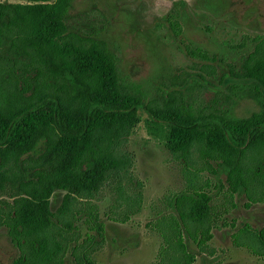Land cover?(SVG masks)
<instances>
[{"label": "trees", "instance_id": "obj_1", "mask_svg": "<svg viewBox=\"0 0 264 264\" xmlns=\"http://www.w3.org/2000/svg\"><path fill=\"white\" fill-rule=\"evenodd\" d=\"M71 3L0 2V228L18 251L11 264H65L68 253L73 264H95L104 224L87 199L107 172L122 168L115 154L120 134L144 116L160 128L169 153L186 162L194 150L200 171L210 176L175 195L145 225L161 239L157 264H193L188 241L212 256L213 231L235 228L227 219L235 197H245L246 209L264 200V37L252 39L250 52L226 72L218 70L221 60L185 46L188 55L206 61L197 69L205 77L246 82L228 88L248 94L258 110L235 118L229 108L201 109L180 91L164 95L156 89L150 96L129 82L93 27L105 17L97 11L96 19L95 8L70 16ZM167 21L186 45L178 15ZM203 75L198 77L205 80ZM57 191L64 195L53 213L50 200ZM82 198L84 209L71 214ZM67 216L72 221L61 220ZM79 217L87 231L80 244ZM231 238L264 258V229L245 226Z\"/></svg>", "mask_w": 264, "mask_h": 264}, {"label": "rangeland", "instance_id": "obj_2", "mask_svg": "<svg viewBox=\"0 0 264 264\" xmlns=\"http://www.w3.org/2000/svg\"><path fill=\"white\" fill-rule=\"evenodd\" d=\"M94 8V17L99 18L98 11L106 20L95 21L93 27L116 54L122 75L142 86L150 96H154L156 89L164 95L180 91L201 109L229 108L235 118L257 112L253 98L228 88V84L246 82L205 77L197 69L206 61L188 55L185 46L199 48L208 57L221 60L219 72H226L227 65H239L252 49V39L264 37V0H72L68 14L74 16ZM171 14L178 15L186 45L170 29L167 16ZM144 120L121 132L115 154L122 168L107 172L99 191L87 199V203L97 206L98 217L104 224V243L95 246L98 250L92 255L95 264H157L161 239L145 225L164 213L175 195L188 186L202 185L205 177H210L200 171L201 163L194 150L188 161H181L164 147L157 124ZM63 195L61 191L52 195L53 213L60 207ZM219 200L222 201H216ZM85 201L76 200L71 214L84 209ZM235 203V210L227 216L234 221L235 228L213 231L209 243L214 249L212 256L198 253L188 241L190 251L196 255L193 264H264V258L246 247H236L231 238L245 226L264 229V200L246 209V199L239 194ZM125 215H130V220L122 224ZM81 219L74 222L79 227V244L87 233ZM61 220L72 221V217ZM239 242L248 243L244 236ZM17 256L6 230L0 228V264H11ZM65 264H73L69 253Z\"/></svg>", "mask_w": 264, "mask_h": 264}]
</instances>
